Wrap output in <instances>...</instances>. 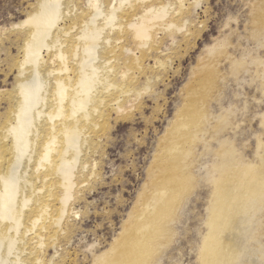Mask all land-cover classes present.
<instances>
[{
    "label": "bare ground",
    "instance_id": "1",
    "mask_svg": "<svg viewBox=\"0 0 264 264\" xmlns=\"http://www.w3.org/2000/svg\"><path fill=\"white\" fill-rule=\"evenodd\" d=\"M202 1L37 0L26 18L13 24V29L22 32L23 44L21 55L9 62L18 71L17 81L6 93L8 99L4 97L9 100V109L0 123V264H44L39 252L48 245L57 248L59 235L69 231L64 228L65 221L79 213L72 203L80 192L76 188L90 175L86 172L91 155L98 153L102 137L110 132L112 118L131 115L133 108L126 102L133 94H140L136 87L147 71L145 56L160 52L163 41L159 34L170 38L171 44L179 42V34L187 43L200 36L204 29L194 22ZM262 14L263 5L259 9L260 23L252 29L251 36L257 46L263 47ZM227 44L219 42L208 49L209 61L202 68L205 77L196 80L199 87L209 83L206 92L216 84L218 64L223 57H230ZM219 47L225 48L215 54ZM259 54L251 56L250 64L264 67ZM248 56L250 51L242 53L241 59L232 58L233 75L251 70L246 67L249 61L242 60ZM162 60L159 58L155 67L164 69L169 65ZM149 75L145 91L153 81ZM261 84L264 92V82ZM196 89L190 92L194 99L186 108L188 113L179 116L168 131L170 144L163 151L165 159L162 162L160 157L162 163L157 165L164 175L161 182L150 194L142 193L144 203L136 215L133 211L108 250L94 256V264H151L154 255L171 241L175 233L172 223L177 220L173 215L188 191L198 184H194L191 170L194 148H199L208 133L205 122L211 107L210 95ZM231 114L219 116L212 127L215 135L209 137L218 141L221 149L210 150L209 144H204L205 152H212L217 159L204 177L212 191H208L211 198L203 220L207 233L198 249L200 264L264 261V241L260 242L264 234L261 238L252 236L262 234L258 227L255 232V226L264 211V141L257 144L263 150L256 157L257 164L244 161L243 151L236 150L231 140L217 137L232 120ZM226 145L231 147L225 149ZM50 264H54L53 257Z\"/></svg>",
    "mask_w": 264,
    "mask_h": 264
},
{
    "label": "rangeland",
    "instance_id": "2",
    "mask_svg": "<svg viewBox=\"0 0 264 264\" xmlns=\"http://www.w3.org/2000/svg\"><path fill=\"white\" fill-rule=\"evenodd\" d=\"M263 1L203 0L202 8L198 11V14L196 16L192 14L196 18L194 25L204 29L202 34L194 41L187 43L183 35L179 34V42L171 44L170 38L165 37L164 34L158 35V37L160 36L159 39L163 41L161 50L156 56L150 52L148 54L151 56H145L147 71L140 81L141 84L139 83L136 87L140 94L141 91L142 94L143 92L145 94L138 95L135 92L138 96L131 94L132 98H129L130 102H126V105L133 109L130 111L131 115L127 118H112L110 132L104 135L108 137L106 139L104 136L102 137L98 153L96 152L90 157L91 166L87 170L88 173L86 172V174H90L87 177L88 180L76 188V191L80 192L76 194L77 198L72 204L79 213L76 217H70L65 221L64 228H69V231L65 235H59L57 248L48 245L44 249L45 251L39 252L44 264H50L52 257L54 264H94L95 257L111 247L115 238H118L122 233L130 215L133 211L136 215V210L144 203L143 195L150 194L155 185L159 181L161 182V176L164 175L160 173L157 165H160L165 159L162 156L163 151L170 144L168 142L170 137L168 131L176 121L178 122L179 116L188 113L187 107L194 99V95L190 92L195 91V88L201 91L202 94L208 93L211 102L208 120L205 122L208 128L207 136L203 137L201 135L204 140L199 142V148H194V156L191 157L195 161L191 168L192 173L196 175H194V184L197 182L198 184H195L192 190L188 191L182 206H180L181 208L179 207V210L177 209L175 215H173L174 220L177 219L172 223L175 233L171 237L170 243L168 242L162 247L159 254L154 255L151 264L201 263L198 249L207 233V226L203 220L208 214L207 204L210 203L212 191V185L204 177L206 176V170L217 159L212 155V152L206 151V153L204 149L205 145L208 144L210 150L220 148L218 141L209 138L215 135L212 127L219 121V116L231 112L233 114H231L230 119L232 115L234 118L232 117L225 130L217 137L222 141L223 138L224 140H231L236 150L243 151L241 156L242 158L245 156L244 161L247 160L246 162L251 163L253 166L257 164L258 159L256 157L263 151L261 148L258 149L257 144L259 140L264 141V125H262L264 119V92L261 84L264 82V67L250 64L251 56L260 52L259 56L261 55L264 61V46H257L255 38L251 36L252 29L260 23L258 19L259 9L262 5L264 6ZM36 2L37 0H0V90L2 92L0 93V123L4 122L3 116L9 109V100H7L8 95L6 93L14 88L17 81L18 71L9 62L13 63L12 59L21 55L20 46L23 44L22 32L16 28L13 29V24L26 18ZM202 21L203 23H199ZM223 41L229 43L227 49L230 57L226 59L223 57L221 64H218L220 71L216 79V87L214 86L210 90L207 89L206 92L205 87H208L209 83L202 84L199 87L198 81L199 78L205 77L202 68L209 61L210 53L208 49ZM262 42L264 43V40ZM224 48H217L215 54L223 51ZM258 49L259 51H257ZM245 51H250V56L244 57L242 60L246 63L249 61V65L246 64V67L251 70H241L240 74L238 73L235 76L232 74V58L236 57L233 61L241 59L242 53H245ZM46 53L45 51L44 55ZM159 58L160 60L163 59L162 61L166 64L169 63L165 67L166 69L155 67ZM50 65H52L51 62ZM147 75L153 77V81H151L150 88L146 92L144 87H146ZM202 87H204L203 90H201ZM5 96H7V99L4 98ZM243 107L245 108L243 109ZM116 116V114H113V117ZM250 118L254 119L253 122ZM208 121L210 122L208 123ZM165 137H168L167 140H165ZM236 140L238 146L235 143ZM201 144L203 146L200 147ZM229 147L231 146L226 145L224 148ZM247 155L249 156L248 159ZM160 157H162V162ZM95 163H97L96 168ZM92 171L96 172L97 177L91 175ZM263 223L264 211L262 210L260 220L256 221L258 225L255 226V232L258 231V228H261L262 230H259L262 234H252V236H257V238L263 236ZM44 234L46 237L48 236L46 232ZM260 240L263 243L264 237ZM250 246L252 249L255 248L254 244ZM63 258H65L64 261H62ZM261 262V264H264V261L261 260ZM244 264H247V261H244Z\"/></svg>",
    "mask_w": 264,
    "mask_h": 264
}]
</instances>
